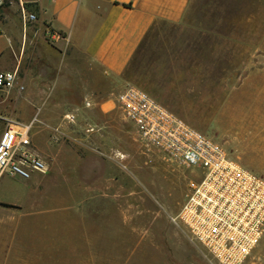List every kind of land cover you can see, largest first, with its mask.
Here are the masks:
<instances>
[{
  "label": "rangeland",
  "instance_id": "1",
  "mask_svg": "<svg viewBox=\"0 0 264 264\" xmlns=\"http://www.w3.org/2000/svg\"><path fill=\"white\" fill-rule=\"evenodd\" d=\"M212 1L200 0L195 13H213L215 8L206 7ZM227 1L230 5L217 8L219 13L235 17L258 15L260 21L203 23V27L243 34L240 40L248 45H235L228 57L232 61L220 63L218 74L221 77L231 73L242 63L241 73L251 77L242 87L216 88L219 93L237 92L219 118L184 120L222 145L239 165L264 178V4L251 6L254 0ZM180 32L182 28L158 24L139 49L122 84L92 101L89 108L85 101L71 103L65 101L66 96L56 98L55 89L54 97L48 98L53 101L43 104V113H36L38 103L24 99L19 102L26 123L35 117L41 122L31 139L50 171L46 175L34 174L30 180L0 181V199L4 201L17 197L9 190L13 188L21 189V198L31 191H35L34 198H39L29 203L15 223L0 226V256L19 255L26 259V255H50L46 243L44 247L40 244L42 250L35 251L40 245L34 238L46 239L49 234L45 228L37 227L38 215L50 223L47 231L55 239L67 243L73 264H211L201 248L192 245L171 220L183 203L189 172L162 152L144 146L116 101L127 86L147 91L149 83L153 88L162 77L158 69L162 61L168 63L172 57L193 51L177 46L179 38L185 41L187 36ZM8 48L4 33L0 49ZM7 58L5 55L0 59V72L13 71ZM222 68H226L225 72ZM253 71L257 72L253 75ZM218 97L222 99L221 94ZM73 109L78 110L74 124L66 118ZM91 128L94 131L88 132ZM31 212L33 216L28 218ZM52 252L58 259L62 257L61 252ZM247 264H264V237Z\"/></svg>",
  "mask_w": 264,
  "mask_h": 264
},
{
  "label": "crops",
  "instance_id": "2",
  "mask_svg": "<svg viewBox=\"0 0 264 264\" xmlns=\"http://www.w3.org/2000/svg\"><path fill=\"white\" fill-rule=\"evenodd\" d=\"M199 1L0 0V30L3 35H7L9 46L6 50L0 49V59L8 56L13 71L19 69L21 83L26 87L23 93L17 89L0 93V139L5 129L3 119L26 123V117L19 109L22 99L38 103L40 108L36 113H43V104L53 101L48 98L54 97V89L57 90L55 97L66 96L67 102L85 101L91 104L120 86L139 49L158 24L182 28L183 32L179 34L187 36L185 41L179 38L177 46L193 51L178 55L177 58L171 56L172 60L168 63L162 61L158 68L162 77L153 88L147 83L146 92L174 115L185 120L222 116L237 92L222 90L219 93L216 88L248 85L246 81L251 75L244 76L241 73L244 70L241 63L235 71L232 69L231 73L219 77L218 65L232 61L228 57L235 51V45L248 43L240 40L243 39L242 33L204 29L203 23L258 22L260 18L258 15L235 17L219 13L217 8L230 5L227 0L208 2L206 7L215 8L214 14L199 16L195 13ZM254 2L251 6L264 4V0ZM22 8L25 9L26 19ZM27 15H35V19L29 20ZM50 32L59 36L56 41L50 40ZM222 69L225 72L226 68ZM247 69L250 70V67ZM257 71H253V75ZM219 94L222 99H219ZM3 179L13 182L21 180L10 175L2 176L0 181ZM19 189H9L17 195L16 198L7 201L0 199V226L15 223L29 203L39 199L34 198L35 191L21 198ZM28 215L31 218L33 212ZM36 220L37 227L45 228L49 234L46 239H34L38 245H49L50 255H26V259L19 258V255L12 258L3 255L0 256V264L39 261L73 264L72 252L67 248V243L64 242V245L62 239H55L47 231L49 222L46 223L38 215ZM39 248L41 245L36 246L35 251L38 252ZM53 249L62 253L60 259L52 252Z\"/></svg>",
  "mask_w": 264,
  "mask_h": 264
},
{
  "label": "built area",
  "instance_id": "3",
  "mask_svg": "<svg viewBox=\"0 0 264 264\" xmlns=\"http://www.w3.org/2000/svg\"><path fill=\"white\" fill-rule=\"evenodd\" d=\"M22 13L26 19L23 8ZM27 18L34 20L35 15ZM48 36L53 41L59 37L52 32ZM13 89L21 93L26 90L19 69L0 72V93ZM116 101L144 146L162 152L190 174L186 195L172 223L192 245L201 248L211 264H247L264 237V178L239 165L222 145L174 115L146 91L127 86ZM77 111L66 116L70 123H75ZM3 120L0 178L8 174L30 180L34 174H48L49 165L34 150L31 139L35 127L41 124L38 118L28 123Z\"/></svg>",
  "mask_w": 264,
  "mask_h": 264
}]
</instances>
